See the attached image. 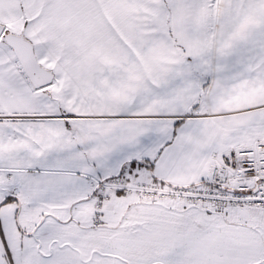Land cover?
<instances>
[{"label":"snow or ice","instance_id":"1","mask_svg":"<svg viewBox=\"0 0 264 264\" xmlns=\"http://www.w3.org/2000/svg\"><path fill=\"white\" fill-rule=\"evenodd\" d=\"M0 264H264V0H0Z\"/></svg>","mask_w":264,"mask_h":264}]
</instances>
